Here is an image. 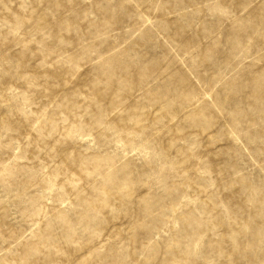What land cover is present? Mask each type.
Here are the masks:
<instances>
[{"label":"rangeland","instance_id":"1","mask_svg":"<svg viewBox=\"0 0 264 264\" xmlns=\"http://www.w3.org/2000/svg\"><path fill=\"white\" fill-rule=\"evenodd\" d=\"M0 264H264V0H0Z\"/></svg>","mask_w":264,"mask_h":264}]
</instances>
